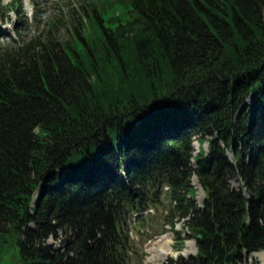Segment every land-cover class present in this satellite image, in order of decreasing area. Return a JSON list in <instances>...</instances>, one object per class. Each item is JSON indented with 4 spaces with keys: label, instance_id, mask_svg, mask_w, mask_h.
I'll return each instance as SVG.
<instances>
[{
    "label": "trees",
    "instance_id": "1",
    "mask_svg": "<svg viewBox=\"0 0 264 264\" xmlns=\"http://www.w3.org/2000/svg\"><path fill=\"white\" fill-rule=\"evenodd\" d=\"M101 3L0 46V264H132L164 193L198 248L173 264L264 250V0Z\"/></svg>",
    "mask_w": 264,
    "mask_h": 264
},
{
    "label": "rangeland",
    "instance_id": "2",
    "mask_svg": "<svg viewBox=\"0 0 264 264\" xmlns=\"http://www.w3.org/2000/svg\"><path fill=\"white\" fill-rule=\"evenodd\" d=\"M101 1L103 0H3L0 7V46L8 45L13 38L17 40L18 27L25 28V34L31 37L46 28L55 15L64 17L63 23L66 25L65 20L77 19L84 5L90 8L101 6ZM65 32L66 28L62 27L59 35L62 36ZM208 145L205 142L202 146L205 151H208ZM194 147V155H198L201 147L196 140ZM231 183L233 187L241 184L237 180H232ZM192 185L195 189L194 200L202 206L206 192L196 176L192 178ZM186 220L187 218L183 219L172 213V204L166 193L161 202L152 205L142 216H134L129 233L132 239V264H173L180 257L196 255V238L191 235ZM49 242L59 243L54 238L49 239ZM1 263L19 264L18 251L14 245L6 244ZM238 264H264V250L242 252Z\"/></svg>",
    "mask_w": 264,
    "mask_h": 264
},
{
    "label": "water",
    "instance_id": "3",
    "mask_svg": "<svg viewBox=\"0 0 264 264\" xmlns=\"http://www.w3.org/2000/svg\"><path fill=\"white\" fill-rule=\"evenodd\" d=\"M238 255V249L234 248L226 257V262L230 264L232 262V259Z\"/></svg>",
    "mask_w": 264,
    "mask_h": 264
},
{
    "label": "bare ground",
    "instance_id": "4",
    "mask_svg": "<svg viewBox=\"0 0 264 264\" xmlns=\"http://www.w3.org/2000/svg\"><path fill=\"white\" fill-rule=\"evenodd\" d=\"M196 176V175H195ZM194 177V176H193ZM197 177V176H196Z\"/></svg>",
    "mask_w": 264,
    "mask_h": 264
}]
</instances>
